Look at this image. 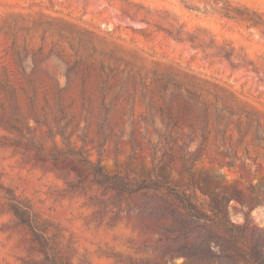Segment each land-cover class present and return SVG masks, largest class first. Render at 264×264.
I'll return each instance as SVG.
<instances>
[{"label":"rangeland","instance_id":"obj_1","mask_svg":"<svg viewBox=\"0 0 264 264\" xmlns=\"http://www.w3.org/2000/svg\"><path fill=\"white\" fill-rule=\"evenodd\" d=\"M177 192L264 228V0H0V264L181 262Z\"/></svg>","mask_w":264,"mask_h":264},{"label":"trees","instance_id":"obj_2","mask_svg":"<svg viewBox=\"0 0 264 264\" xmlns=\"http://www.w3.org/2000/svg\"><path fill=\"white\" fill-rule=\"evenodd\" d=\"M233 198L232 195L226 197L222 201L224 207L210 213L185 193L160 196L149 211L155 218V230L160 233L154 247L159 250L158 256L170 252L175 258L184 257L173 264H264V228L255 226L249 231L247 224L233 221L228 212ZM8 204L48 257L54 247L44 223L29 205L14 198L9 199ZM51 262L60 264L56 259ZM138 264L165 263L154 256Z\"/></svg>","mask_w":264,"mask_h":264}]
</instances>
